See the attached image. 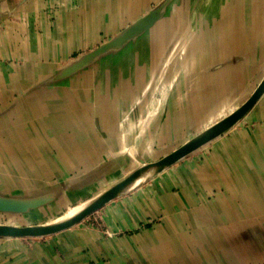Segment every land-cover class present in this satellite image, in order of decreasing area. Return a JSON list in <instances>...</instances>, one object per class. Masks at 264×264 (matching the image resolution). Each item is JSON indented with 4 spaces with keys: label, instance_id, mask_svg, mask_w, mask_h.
<instances>
[{
    "label": "crops",
    "instance_id": "1",
    "mask_svg": "<svg viewBox=\"0 0 264 264\" xmlns=\"http://www.w3.org/2000/svg\"><path fill=\"white\" fill-rule=\"evenodd\" d=\"M263 77L264 0H0V196L42 202L0 222L93 200ZM103 211L101 229L0 237V264H264V94Z\"/></svg>",
    "mask_w": 264,
    "mask_h": 264
},
{
    "label": "water",
    "instance_id": "2",
    "mask_svg": "<svg viewBox=\"0 0 264 264\" xmlns=\"http://www.w3.org/2000/svg\"><path fill=\"white\" fill-rule=\"evenodd\" d=\"M114 39L115 38H111L104 44H101L99 47H96L93 50L87 52L86 55L99 56L105 53L109 45L113 43ZM263 94L264 77L254 89L252 94L233 112L220 119L216 123L212 124L208 128L202 130L192 139L188 140L163 158L157 160L156 162L145 164L144 167L137 168L123 180L113 184L112 186L101 192V194H99L93 200L86 202L84 208L80 210L75 216L68 219L57 220L51 223L40 222L13 224L0 222V237H45L72 227L74 224L80 222L93 211L103 207L117 195L123 193L121 192V190L124 189V187L128 183L132 182L146 167L151 168L153 170V173H159L167 167L173 165L177 161L181 160L185 156H188L204 145L210 143L215 138L223 135L247 115V113L254 107V105L259 101ZM40 204H42V202H23L21 200L0 196V212L26 213L30 209H33Z\"/></svg>",
    "mask_w": 264,
    "mask_h": 264
},
{
    "label": "rangeland",
    "instance_id": "3",
    "mask_svg": "<svg viewBox=\"0 0 264 264\" xmlns=\"http://www.w3.org/2000/svg\"><path fill=\"white\" fill-rule=\"evenodd\" d=\"M161 82H162L161 79H158V80H156L155 84H153L154 93H153V95L150 98V107L153 108V109L157 107V105L159 104V102L161 104L162 103L161 101L163 100V95L161 94V87H160ZM244 97L246 98V95ZM242 103L235 104L233 107H229V108H225L223 110H220V111H222L221 114L227 116L228 114H230L231 112H233L238 106H240ZM221 114H218V116L221 115ZM202 126L204 127V124ZM194 129H198V127L197 128H194ZM229 130L227 132H225V133H228ZM206 145H204L203 147H201L198 150L194 151L193 153L189 154L188 156H185L181 160H185L186 158L192 157V156L195 158V156L198 154V152L200 150L204 149ZM181 160H179V161H181ZM179 161H177V162H179ZM176 163H174V164H176ZM105 206H106V204L104 205V207H101V208L93 211L91 214H89L88 216H86L80 222L74 224L72 227H69V228H67L65 230H70L72 228L86 227V226H91V227H95L96 229H101L103 227L102 212H105V211H103L104 208H105ZM68 209H69V207H67V206L64 207V208L58 209L57 210L58 212L52 214V216H49V218H46L47 220H45L43 222L51 223V222H54V221L63 219V217H64V215H65V213L67 212ZM18 214L25 215V213H12V215H18ZM65 230H63V231H65ZM63 231H60V232H63ZM57 233H59V232H57ZM54 234H56V233H54ZM51 235H53V234H51Z\"/></svg>",
    "mask_w": 264,
    "mask_h": 264
},
{
    "label": "bare ground",
    "instance_id": "4",
    "mask_svg": "<svg viewBox=\"0 0 264 264\" xmlns=\"http://www.w3.org/2000/svg\"><path fill=\"white\" fill-rule=\"evenodd\" d=\"M145 164H143L141 167H144ZM146 167V166H145ZM153 174V170L151 168H145L143 171H141L138 176L130 183H128L124 189L121 190V192H126L137 185L141 184L143 181H145L147 178H149ZM85 206V203L79 204L77 206L70 207L67 212L65 213L63 219H68L73 216H75L80 210H82Z\"/></svg>",
    "mask_w": 264,
    "mask_h": 264
}]
</instances>
